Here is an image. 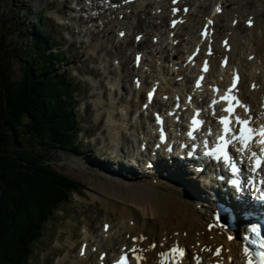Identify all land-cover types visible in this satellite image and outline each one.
<instances>
[{
    "label": "bare ground",
    "instance_id": "1",
    "mask_svg": "<svg viewBox=\"0 0 264 264\" xmlns=\"http://www.w3.org/2000/svg\"><path fill=\"white\" fill-rule=\"evenodd\" d=\"M98 1L89 0L91 4L89 10L93 11V13L95 11V14L86 15V19L79 17L72 22L78 28L79 37H82L87 43L84 53H92L85 56L90 60L98 58V63L105 71L102 78L106 77L108 81L112 82L111 86L113 85L115 90L118 89L119 93L126 90V87L123 88L122 86L123 83L135 80L143 86L145 82L151 84L158 77L154 78L150 77V75H145L142 72L143 70L135 68V66L130 67L133 68V71L125 75L116 71L113 72L112 69L108 70L110 67L107 59L113 58L110 50L111 47L115 54H120L122 57L121 53L126 48L138 50L136 52L142 51L143 58L148 65L147 69L150 72L151 69L149 68L150 66H154L152 65V61H155V59L160 61L163 57V61H166L168 64H175L177 60L181 63L182 60L180 58L182 56L187 53L191 55L194 51L199 53L206 44H209L212 54L205 55V58L210 60L209 75L213 74V72L215 73V70L216 73H219V70L214 65V61L217 60L215 58L219 54L230 52L228 64L232 65L227 66V69L242 71L240 83L241 95L253 107V103L258 99V92L249 90V81L258 85L263 84L260 81L261 73L257 75L254 70L259 68L261 72L264 66V0H180L184 2V5L188 4L191 8L186 14H170L168 10L170 0H127V2L126 0H109V2L103 5H99ZM208 5H211L213 9H209ZM217 7L221 9L220 13L215 12V8ZM170 17H179L178 23L173 28L170 27ZM246 18L251 19L253 23L250 28L244 27V30L248 31V33L243 34L239 32V24L242 19L245 20ZM209 20L214 21V24L210 26L213 29L212 35L206 39H196L192 28H198L204 22L207 24ZM230 21H234L235 25H230ZM256 29L259 32H254ZM120 32L124 33L121 37L118 36ZM139 32V39L135 41V35ZM149 34H151V37H156L157 44L145 41L146 36ZM222 36L228 38L227 46L218 45L217 41ZM208 38H211V41H208ZM213 38H215V41ZM181 41L186 46L183 54L180 55L177 44ZM146 42H148L150 48L145 46ZM243 46L246 48L245 56L240 55V53H244ZM118 47H122L123 49L120 51L117 49ZM249 56H251V59ZM235 57L239 61H236ZM123 59L126 60L124 57ZM184 61L186 60L183 59L182 64H184ZM125 65L127 66V63H122V59L119 58L117 68L123 69ZM199 68L201 71L200 65ZM164 69L162 72H164ZM247 69L249 71L248 76L244 73ZM171 70V67L168 68L166 74L163 76L165 77L170 74ZM175 70L176 72H171L174 74L173 77H170V80L176 86L174 88L179 91L181 87L185 86V82L182 84L173 81L174 77L181 74L179 69ZM186 70L185 66H183V72ZM221 73L224 74V71L221 70ZM134 76H136V79ZM167 82L169 83V80ZM155 83L158 85L157 94L155 95L161 94L162 91H160L159 87H165V92L170 93V98L172 99V90L166 89V85L163 82L159 84V81L156 80ZM118 94L115 91H111V95L114 97L118 96ZM136 96L140 98L141 92L138 91ZM176 97L178 99L181 98L177 93ZM96 99L99 102L102 101V109L110 111L109 116L111 119L114 121L118 120L117 111H115L113 106L112 110H110L108 106L103 104L104 101H109L104 95L103 90L97 92ZM259 100L263 107V99L260 98ZM142 102L144 103V101ZM152 104L158 105L159 102L157 103L153 99ZM146 111L148 112V109ZM121 112L124 115L123 119L127 120V123L133 127L139 126L141 123H137L141 122L142 118L147 120V115L144 116V114H139V118L131 119L130 114L132 112L129 107L122 109ZM109 116L104 120L103 128L107 130L105 132L107 136L111 134L114 136L117 134V128L113 126L114 122L110 120ZM99 121L103 120H100L99 117ZM131 121L135 123H130ZM117 125L118 127L122 126L121 123H117ZM100 130L104 131L101 128ZM98 168H100L99 171L80 172L79 176H82H80L81 180L89 182L91 189L89 188L88 194L91 199L95 200L93 198H96L100 202V206L107 210L106 213H103L104 218L101 227L109 219L110 221L114 220V223L113 225L110 222L105 224L109 226V229L105 232L106 236H104L103 231L100 232L97 245L82 237L81 241L86 240L87 249L83 256L74 255L71 257L69 261L71 264H89L90 261L95 260L94 254L96 250H99V252L100 250H105L109 254L112 253L116 244L119 243V247L124 246L129 242L130 236L133 233L142 232L148 239L162 242L163 239L168 240L170 235H172L169 239L170 242L176 241V245L179 246L194 244L197 241L204 243L208 241L205 231H202L206 221L202 213L208 212L210 205L207 204L208 202L205 198L201 201L200 198L202 196L199 195L198 198L196 193L194 194L191 191L194 190V186L187 183L185 181L187 177L182 176L181 173H179L181 175L179 176L173 172L170 174L171 177L169 174H159L160 169L158 168V171H156L153 168L151 171L154 174L153 176L158 177L156 182L153 183L152 179L148 178L150 175H147L148 172L145 170L135 169L127 172L125 175L122 173V170H118V167H111L106 163H102ZM109 168L110 170L113 169L111 173L115 176L118 175L119 179L106 176L105 170ZM179 168H182V166L179 165ZM192 168L193 165L191 164L188 169L190 173L192 172ZM148 174L151 173L149 172ZM140 175H142L141 178L143 179L140 178ZM72 181L75 182L73 179ZM202 184L204 185V182ZM212 197L214 199L213 194ZM198 201L200 203V210L196 209V211L193 208V203L195 207ZM131 219L133 221L129 222ZM87 227L89 228V225ZM164 230L166 231L163 232ZM196 231L199 233H195ZM183 232H185V235L181 234ZM212 235L215 236V233L212 232ZM89 245H92V248ZM166 245H168V242H166ZM73 246L74 244L71 247ZM226 246L231 250L230 254L234 256V260H238L239 253L236 251V245L234 247L231 245ZM148 255L151 256L150 253ZM107 260L109 258H106ZM59 264H64L63 260Z\"/></svg>",
    "mask_w": 264,
    "mask_h": 264
},
{
    "label": "rangeland",
    "instance_id": "2",
    "mask_svg": "<svg viewBox=\"0 0 264 264\" xmlns=\"http://www.w3.org/2000/svg\"><path fill=\"white\" fill-rule=\"evenodd\" d=\"M79 3L81 4V7L84 6L82 5L83 3L81 1H79ZM40 13L45 18H41ZM80 14L83 17L84 13L80 11V6L75 5V3L70 0H0V69L3 70L2 66H5V69H7V67L9 66L7 75H9L11 79H17L19 77L21 72L19 68L22 63L21 59L24 58L20 55V53L26 51L24 47L27 45V37L25 36L26 31H24V29H28L29 31L35 25L46 29V31L49 33L58 35L57 48L54 49H61V51H63L64 49L67 50L66 61L60 64L62 65V68L65 69V76L67 75L66 72L70 71L76 79V81L73 82L72 87L81 85L80 95L78 97L79 102H75L74 100L75 105L73 107L69 106L71 116L73 118V122L71 123H76L78 125L81 123L82 125L78 126V130L74 129V131L71 133L67 131V129H65V126H63L62 124L60 125V123H53L52 128L47 131L48 133H46L49 138H51L54 133L59 132L61 136H65L66 139H69V142L73 139H79L80 144H78L77 149H73L72 146H70V149H62L59 148L56 143L49 140V151L47 152V156L51 160L50 166L54 171L59 172L60 174H63L76 181V185L72 187L73 190L76 188V190L88 192L91 189L89 182L81 180V175L79 176L80 172L86 170L80 168L79 166H75L71 162L80 165V161L83 159V157H91L90 159L93 160V162L95 161L97 163L98 161L101 162L103 160L104 162H107L105 156H100V159H97V157L87 146V142L85 141V138L87 139L89 135H95L93 132V128L91 130L92 132L90 131V127H96V123H105L104 120L107 119V116H109L110 113V111L102 109V101L100 100L101 102H99L96 99L97 92L103 90L104 95L109 100L104 101L103 104L108 106L110 110H112L113 106L115 111L120 113L117 118L118 120L114 121L109 116L110 120L114 123H127V121L124 120V117L121 115V110L124 109L127 105L125 99H122V97H126V99L129 101V96H127V88H129L131 84L129 82L123 83V88L126 87V94H123L122 96H120V98H118V96H112L111 91H116L118 94V89L114 90V87L111 86L110 81H108L106 77L102 78V75L105 71L98 63V58L94 61L87 58V56L85 55H88L90 53H84L86 44L78 43V33L74 32L69 24H61L58 22L61 20V18H59L58 16H70L71 18L73 17L74 19H77V15ZM66 31L71 32V34L73 35V40L72 37H66ZM146 38L148 41L151 37L147 35ZM117 49L121 51L123 48L118 47ZM178 49L181 48L178 46ZM110 50L113 58H121L123 63H127V66L125 65L122 70L123 74H127L131 66L132 52L129 51L127 53L125 49L124 52L121 53L127 60L126 61L120 54H115L112 47L110 48ZM14 51H16V54L14 53ZM107 61L108 65H112L111 57L108 58ZM166 63L167 62L165 61V65H167ZM109 67L110 69L108 70L112 69L113 72L116 71L115 67ZM56 83H62L66 85V88H68L66 79L64 82ZM2 84L5 85L6 82L3 78L1 79L0 77V99L2 98ZM69 103V100H67V104ZM88 107L90 108L89 110ZM99 117L100 120L103 121L98 122ZM61 161H67V163H69V166L61 165ZM84 167L89 170L88 172L97 171V169L90 163L86 164ZM58 181H61V179H59ZM44 185L48 186L47 180L46 182L44 181ZM40 188L44 190V187L39 184L34 189L32 188L26 191V194L31 193L30 196H33L34 198L27 200L28 206L23 212L19 221L17 220L18 224L15 229H18L21 233L15 235L12 230L10 233H8L4 242L2 243L0 249V258L3 262L2 264H19V259L22 258L23 255H21V251L23 247H25V232L29 230L30 224L33 223L37 217V211L41 199L39 197V194L40 192L43 193L42 190L40 191ZM93 199L96 200V198ZM35 200H39V202ZM67 206H72V208L63 207L64 215L66 214V211H68V218L65 217L62 220L60 218V213H56L57 216H53L51 218V220L45 226L42 240L39 241L38 244L33 246L38 247V249L34 248L36 253L35 257L33 258L32 262H30L29 260L26 264H56L60 259V255H63L64 258V247H66L67 250L70 249L72 252H76L75 249L70 248V246L68 245V243L70 242L68 239V235L72 233L70 235V239L71 241H76L72 239V235L76 232V225H73L74 220L76 217H79V214L87 211V205L86 203L84 205H81L79 203L71 202ZM88 207L94 211L96 205L91 206L89 203ZM103 213H105V210L103 211ZM87 215L91 219V224L96 226L100 225L99 219H94L95 216H93L92 213L88 212ZM62 230L64 231L62 232ZM58 234L59 237L57 238ZM57 249H60L58 257H56L55 255V250ZM72 252L68 251L67 254L70 256L72 255ZM65 260L67 261V259Z\"/></svg>",
    "mask_w": 264,
    "mask_h": 264
},
{
    "label": "trees",
    "instance_id": "3",
    "mask_svg": "<svg viewBox=\"0 0 264 264\" xmlns=\"http://www.w3.org/2000/svg\"><path fill=\"white\" fill-rule=\"evenodd\" d=\"M31 41L32 46L27 48L28 52L20 53L24 58L21 59V72L17 79H10L7 75L9 66L0 69V77L6 82L2 84L0 99V249L8 233L12 230L14 234L17 233V220L27 208V200L34 198L30 196L31 193L26 194V191L39 184L44 187V190L40 188L43 191L39 194L40 202L35 200L44 204V210H38V220L42 222L49 214V205L58 201V197H54L57 193L51 195L52 198L50 196L51 203L47 201V194L52 189L47 191L54 185L56 174L41 162L38 146L47 128L51 129L53 123L61 125L73 122L70 112L73 104H67L66 100L73 98L71 94L66 96V85L56 83L64 82L65 79L56 70L58 64L55 56L47 53L49 38L35 31ZM62 137L59 132L51 136L56 139ZM46 180L48 186L44 185ZM62 182L72 185L70 181ZM35 227L38 229L39 225ZM37 232H30L24 241H31ZM24 252L27 258L29 251Z\"/></svg>",
    "mask_w": 264,
    "mask_h": 264
},
{
    "label": "snow or ice",
    "instance_id": "4",
    "mask_svg": "<svg viewBox=\"0 0 264 264\" xmlns=\"http://www.w3.org/2000/svg\"><path fill=\"white\" fill-rule=\"evenodd\" d=\"M127 2V0H126ZM173 3H176V0H173ZM173 13H177L179 11V9L177 8H173L172 9ZM184 11H187V9H184ZM216 11L219 13L221 11V9L219 7H217ZM173 26H175L176 21L174 20L173 22ZM253 23V21L251 19L248 20V24L249 26H251ZM214 21L209 20L207 25L205 26V31L202 32V36H205L207 38L208 35V28L209 26L213 25ZM121 36L124 35V33H120ZM137 39H139V37H137ZM225 44L227 45V42H225ZM209 55H211V48L209 47ZM139 57H137V61H139ZM251 59V57H250ZM226 62V60H225ZM208 70V64L207 61L205 62V66H204V71L206 72ZM201 79H203V77H201ZM238 80V77L234 78L233 81V87L230 88L228 90L229 93H232L235 90V86H236V82ZM197 87H200V82L197 81ZM153 96V93H149V100L151 101ZM221 100L225 103H228V107L224 108L223 111L228 113L227 116H223L219 118V123L223 126V135L219 136L217 138V144L215 146V148H213L210 151H207L205 153V155L210 156V157H214L217 160H223L225 164H230L231 165V171L232 173H237L239 171V169L236 166V163L233 162V158L230 156L229 151H228V147L229 145L232 146L233 149H235L236 152L239 153H243L251 144V142L253 141L254 137H260L259 140H257V143H261L264 144V124H262L259 128H255L252 127V117L251 116H244L242 117L241 115L236 113V108L237 107H241L243 105H241V102L239 101L238 98H236L235 96H230L228 94H226L224 97L221 98ZM189 101L191 102V98H189ZM216 102L214 101L213 104H215ZM147 107V105L145 106ZM245 113H247L249 110L246 106H243ZM198 115V113H197ZM159 119V117H157ZM193 124H196L197 121L194 119L192 121ZM200 123L202 124L203 121H200ZM188 135L190 137H192L193 139H195L194 135H193V131H189ZM208 142L205 141V146L207 147ZM239 144L240 147L237 148L236 145ZM262 152H264V149L261 150ZM189 155H191V153H189ZM252 157H256L257 153L256 152H252ZM262 160L261 159H257L256 160V168H259L261 165ZM255 171V168L253 169ZM233 186L238 184L237 180H232L230 182ZM107 227V226H106ZM146 237L141 236L139 237V239L142 241L144 240ZM133 242L135 244L136 241V237H133ZM262 249H264V242H261L259 245ZM151 247H156L155 244H153ZM173 252L178 251L180 253L181 256L184 255V250L183 249H179V248H174L172 250ZM132 253H136L137 249L134 247L131 249ZM83 254V252H82ZM217 255H219V251H217ZM258 256V262L257 264H264V251H261L260 253L257 254ZM136 259L139 261L140 257L137 256ZM127 260V256H123L121 257V261L119 262V264H125ZM248 264H253V261L251 259L248 260Z\"/></svg>",
    "mask_w": 264,
    "mask_h": 264
}]
</instances>
